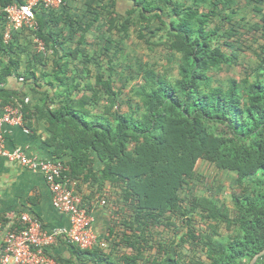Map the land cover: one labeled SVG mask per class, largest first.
<instances>
[{
  "label": "trees",
  "instance_id": "16d2710c",
  "mask_svg": "<svg viewBox=\"0 0 264 264\" xmlns=\"http://www.w3.org/2000/svg\"><path fill=\"white\" fill-rule=\"evenodd\" d=\"M22 1L0 0V8ZM123 1L129 4L121 12ZM64 2L66 6L49 11L48 17H39L42 10H36L38 30L31 32L44 44L45 52L34 53L23 73L13 58L1 69L0 109L14 99L23 103L22 93L3 87L9 76L23 74L24 84L41 96L34 105H24L25 116L46 124L47 143L54 147L55 159L67 167L64 175L77 182V191L81 182L98 193L106 185L119 184L127 204L120 207L125 213L119 220L124 229L118 236L111 221L102 238L106 247L112 244L110 251L104 253L106 247L81 250L65 241L68 250L80 260L88 255L86 260L104 264H138L139 260L183 264L161 245L160 257L148 255L145 249L153 248L148 239L165 214L185 215L200 208L206 219L236 229L229 237H220L215 228L196 235L187 219L188 230L180 240L201 244L206 260L190 264H249L264 249V57L259 56L252 75L225 81L215 78L216 72L237 62V40L232 39L241 33L233 21L234 12L220 13V20L212 25L209 12L199 10L194 0H84V15L75 17L68 11V1ZM248 3L260 14L255 30L264 38V0ZM0 18L5 20L2 11ZM155 22L158 25L150 29ZM131 26L147 43L149 36L158 37L164 31L156 44H167L179 60L175 77L145 71L132 87L134 102L127 100V110L122 111L111 75L99 71L91 82L80 74L83 69L71 63L85 51L90 29H100L101 35L111 30L128 34ZM143 27L149 28L147 38ZM73 34L78 40L67 46ZM16 36L7 45L2 43V48L13 51ZM49 59L51 66L45 69ZM94 156L103 163L99 170L94 169ZM199 160L236 174L234 184L241 192L232 197L235 217L212 198L193 197L188 208L182 205L180 192L194 177ZM116 238L127 243L129 253H117ZM51 257L55 264H69L57 255ZM254 264H264V255Z\"/></svg>",
  "mask_w": 264,
  "mask_h": 264
},
{
  "label": "rangeland",
  "instance_id": "374dc122",
  "mask_svg": "<svg viewBox=\"0 0 264 264\" xmlns=\"http://www.w3.org/2000/svg\"><path fill=\"white\" fill-rule=\"evenodd\" d=\"M189 1L195 2L199 10L209 12L212 25L218 23L220 13L234 12V14H231L233 21L240 29L241 36L232 39L237 40L234 42L238 57L237 62L216 72L215 78L220 81H225L228 78L240 79L245 75H252L257 72V66L261 60L260 57H264V38L261 36L260 31L255 30V27L260 24V14L249 5L248 0ZM83 2L84 0H79L73 3L77 7L76 13H73L72 9L69 10L68 6L69 13H72L75 17L79 16L81 12L78 7H81ZM128 4V1H123L119 4V10L123 12L128 7ZM262 9L264 13V7ZM157 25V22L151 24L150 29H154ZM103 28L104 30L106 29L104 25ZM99 31L101 30L95 28L90 29L86 33V42L83 47L85 51L82 52L79 59L72 61L71 67L83 69L80 74L91 82H94L95 75L99 71L106 75H111L114 89L119 90L120 110H127L126 101L133 99V96H131L132 87L142 80V74L145 71L152 70V72L155 71L157 74L177 76L179 55L172 52L167 44H156L164 31L160 32L158 37L152 38L149 36L150 43L139 37V31L135 26L130 27L128 34H120L116 30H111L110 33L105 31L106 33L101 35ZM148 31V27H143V33H146V38L149 35ZM107 36L110 38V42H108ZM101 37L103 41H101ZM77 39L78 35L73 34L67 46H73ZM113 41L118 42L115 45ZM36 52H38L37 47ZM69 74L71 73L69 72ZM80 80L83 79L80 78ZM29 102H31L30 98ZM97 109H101V107L98 106ZM235 177L236 174L234 172L220 170L210 162L205 160L196 161L194 177L186 185L185 189L180 192L182 205L188 208L193 197L212 198L217 201L218 205L228 210L230 217H235L236 210L232 197L238 196L241 192L240 188L234 184ZM106 188V190H102L99 193L100 205L106 207L107 211L110 212V221L113 222L115 233L120 236L124 227L119 220L125 216L124 211L120 207L122 204L126 207L127 204L118 190L119 184L108 185ZM187 219H190L196 235H199V233H210L215 228L216 234L220 235V237H229V235L235 233L236 229L234 225L225 222L216 224V221L206 219L203 210L200 208L191 210L185 215L182 212L165 214L161 218V224L151 230L150 239L148 240L153 248L151 250L145 249L146 253L153 256L157 254L160 257L158 247L161 245L172 253L177 254L183 264H190L196 260L206 261L204 260L201 244L188 238L183 241L180 240L188 230V226L185 224ZM115 240L120 243L117 247L118 254L129 253L126 242H121L118 238ZM111 246L112 244L108 243L104 253H108ZM147 262L139 260L138 264H151L150 261Z\"/></svg>",
  "mask_w": 264,
  "mask_h": 264
},
{
  "label": "built area",
  "instance_id": "2783aa9c",
  "mask_svg": "<svg viewBox=\"0 0 264 264\" xmlns=\"http://www.w3.org/2000/svg\"><path fill=\"white\" fill-rule=\"evenodd\" d=\"M64 3V0H23L22 3H11L0 8L6 20L2 33L4 43H9L19 30H38L36 10H58ZM37 42L38 50L45 52L43 43ZM18 80L22 81L23 77ZM24 105L30 106L28 97L23 99V103L14 99V102L0 109V156L43 175L51 191L52 205L68 216L69 228L47 231L36 216L27 213L21 214L12 226L0 221V264H55L48 251L60 239L72 242L81 250L104 249L105 241L99 239L93 230L90 208L83 203L77 191V182L64 175L67 167L63 162L30 156L19 148H5L4 125L19 127L26 134L31 133L28 124L30 119L25 116Z\"/></svg>",
  "mask_w": 264,
  "mask_h": 264
},
{
  "label": "crops",
  "instance_id": "0c3cea01",
  "mask_svg": "<svg viewBox=\"0 0 264 264\" xmlns=\"http://www.w3.org/2000/svg\"><path fill=\"white\" fill-rule=\"evenodd\" d=\"M67 1L69 2L68 5L71 6V11L76 13L77 7L73 3L79 0ZM83 4H81L82 6L80 5L81 7H78L81 12L78 17H82L85 13ZM49 11L51 10H42L38 13V16L48 17ZM5 26L6 21L0 18V71L13 58L19 66V73H23L30 60L33 59L36 47L38 48V39L35 36L33 37V33L29 30L17 31L15 33L17 36L13 40V51L4 50L1 45L2 43H6H4L1 37ZM48 57L51 56L48 55ZM45 66V69L50 68L51 59L45 63ZM21 75L20 77H23L22 81L18 80L17 76H9L3 87L19 91V93L24 95V98H30V106L34 105L41 96L36 94L29 85L24 84L25 79L23 74ZM28 124L31 128L30 134L24 133L19 127L4 125L5 148L7 150L19 148L24 150L27 155L36 156L40 159L55 160L54 147L47 143L50 133L46 128V124L37 118H31ZM93 162L95 170L103 167V163L95 156ZM106 186L103 190L107 189ZM95 189V187L88 185L87 182L79 183V193L82 200L85 199V202L83 201L84 204L91 211L93 230L99 239H102L107 235L108 228L111 225L110 212L107 211L106 207L100 205L99 193ZM23 213L36 216L40 220L42 228L47 231L55 228H69L68 216L55 209L52 205L51 191L43 175L39 172L28 170L19 164L7 161L5 157L0 156V221L12 226L17 223L19 216ZM48 252L50 256L57 255L61 259L67 260L69 264H104L86 260L87 258L89 259L88 255L82 256L81 259L83 260H80L74 253L68 250L66 242L63 239L54 243Z\"/></svg>",
  "mask_w": 264,
  "mask_h": 264
},
{
  "label": "water",
  "instance_id": "95a60500",
  "mask_svg": "<svg viewBox=\"0 0 264 264\" xmlns=\"http://www.w3.org/2000/svg\"><path fill=\"white\" fill-rule=\"evenodd\" d=\"M264 255V249L258 252L254 257L250 260L249 264H254L258 258L262 257Z\"/></svg>",
  "mask_w": 264,
  "mask_h": 264
}]
</instances>
